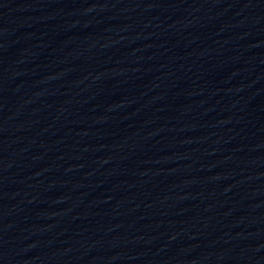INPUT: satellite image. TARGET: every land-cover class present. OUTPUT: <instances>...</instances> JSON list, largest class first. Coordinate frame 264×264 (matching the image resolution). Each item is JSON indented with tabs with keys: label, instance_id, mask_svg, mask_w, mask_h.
Segmentation results:
<instances>
[{
	"label": "water",
	"instance_id": "obj_1",
	"mask_svg": "<svg viewBox=\"0 0 264 264\" xmlns=\"http://www.w3.org/2000/svg\"><path fill=\"white\" fill-rule=\"evenodd\" d=\"M0 264H264V0H0Z\"/></svg>",
	"mask_w": 264,
	"mask_h": 264
}]
</instances>
